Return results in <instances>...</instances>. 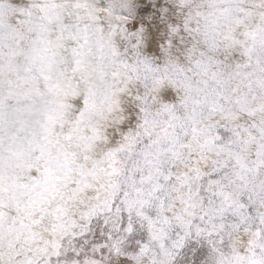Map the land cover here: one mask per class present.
<instances>
[{
  "label": "snow or ice",
  "instance_id": "obj_1",
  "mask_svg": "<svg viewBox=\"0 0 264 264\" xmlns=\"http://www.w3.org/2000/svg\"><path fill=\"white\" fill-rule=\"evenodd\" d=\"M0 264H264V0H0Z\"/></svg>",
  "mask_w": 264,
  "mask_h": 264
}]
</instances>
